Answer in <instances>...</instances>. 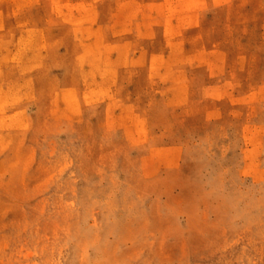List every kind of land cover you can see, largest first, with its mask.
Segmentation results:
<instances>
[{"label": "rangeland", "instance_id": "374dc122", "mask_svg": "<svg viewBox=\"0 0 264 264\" xmlns=\"http://www.w3.org/2000/svg\"><path fill=\"white\" fill-rule=\"evenodd\" d=\"M0 264H264V0H0Z\"/></svg>", "mask_w": 264, "mask_h": 264}]
</instances>
